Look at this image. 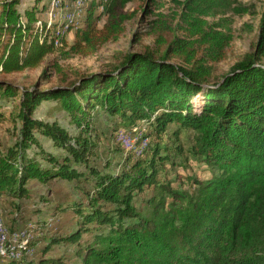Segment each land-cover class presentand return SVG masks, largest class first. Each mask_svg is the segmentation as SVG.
Listing matches in <instances>:
<instances>
[{
  "label": "trees",
  "instance_id": "1",
  "mask_svg": "<svg viewBox=\"0 0 264 264\" xmlns=\"http://www.w3.org/2000/svg\"><path fill=\"white\" fill-rule=\"evenodd\" d=\"M132 1L85 0L75 28L40 21L38 0L23 10L22 0H0V126L20 123L18 138L0 151V195L15 205L31 194L32 179L80 182L74 198L52 204L53 214L73 213L74 228L46 230L38 254L26 258V247V256L0 264H70L49 254L61 242L76 246V264H264V7L253 49L221 76L213 65L229 36L219 30L223 19L209 18L250 11L236 0H181L171 13L159 10V0H137L154 16L147 22L153 47L123 53L96 71L59 62L117 41L134 16L124 10ZM38 68L27 85L11 79ZM43 101L56 102L77 131L35 117ZM100 115L116 135H136L135 146L145 139L140 155L127 150L132 155L120 161L93 163ZM182 131L191 132L188 154L211 171L206 179L191 177V190L158 178L169 133L178 139ZM36 133L59 153L29 155L40 145ZM146 188L150 194L138 205Z\"/></svg>",
  "mask_w": 264,
  "mask_h": 264
},
{
  "label": "rangeland",
  "instance_id": "2",
  "mask_svg": "<svg viewBox=\"0 0 264 264\" xmlns=\"http://www.w3.org/2000/svg\"><path fill=\"white\" fill-rule=\"evenodd\" d=\"M35 1L36 0H22L20 9L23 10L24 8L30 7ZM69 1L67 2L69 3ZM88 1L89 2L87 4H89L92 0ZM179 1L181 0H159L161 5L159 10L163 13H171L178 10ZM236 1L237 4L245 5L246 8H248L247 10L250 11L241 14L228 11L225 14H219L215 17L209 18L212 22H217L219 19H223V26L219 27V30L229 36V42L224 47L223 58L213 65L214 74L217 76H221L226 73L230 67L243 56L244 53L253 49V44L258 33V23L260 14L264 7V0ZM52 2L53 0H38L36 15L40 21L45 20L47 15L52 23L58 22L57 20H59V17L53 16L52 12L48 10L49 4ZM69 4L74 5L75 1L71 0ZM139 4V1L133 0L124 8V10L129 13L133 12L134 16L126 22L125 31L117 41L105 44L94 55L87 57L73 56L67 59L60 58L59 62L81 71H96L104 69L107 63L114 62L117 57L123 53L129 51H140L144 45L153 47V39L149 34L147 22L152 20L154 16L152 14L142 13ZM80 11H82L80 12L81 16L83 10L80 9ZM81 19L79 22H81ZM140 19H142V22H139ZM104 21L105 18L100 20L99 26H102ZM74 31L75 30H72V32ZM134 33H137L136 37L134 36ZM68 34L65 36V40L66 42L69 40L70 43L73 40V36L69 35L68 39ZM59 46H62V44ZM51 58L52 56L50 55L46 61H49ZM39 72L40 68L13 75L11 76V79L16 83L27 85L36 79ZM34 116L42 120H57L71 133L77 131L75 126L69 123L66 113L58 107L56 102L43 101L37 107ZM19 124V121H17L15 128L13 127L12 122L7 120L0 126V151L4 150L18 138L17 126H19ZM96 124L92 138L97 143V147L90 156L93 163L102 166L105 161L112 160L113 162H116L126 158L128 155H132L130 153L131 151L125 150L126 148L124 147V144H119V139H117L120 138V134L123 136V134L126 133L120 132L116 135L115 131L110 128L111 124L109 125V122H105L102 115L98 117ZM174 128L175 126L173 124L169 125L168 131H172ZM133 131H137V128H133ZM190 133V131H182L178 136V139L169 133L170 135L168 137V141L165 142L166 147L162 149V154H167L168 159L161 164V172H159L158 178L163 181H170L171 185L178 190H191L193 188V185L190 182L191 177L206 179L211 176L210 169L202 162L197 160L195 161L186 150L189 146V140L186 137ZM139 134L140 133L137 134L138 137L140 136ZM135 136L136 135L130 136L134 142ZM36 137L38 138L41 146L33 144L31 148L27 150L29 155L33 156L34 152H39L40 149L53 152L54 154L59 153V150L53 146L52 141L48 137L40 133H36ZM134 153L137 154V152ZM36 157L39 158L38 155ZM79 185L80 182L77 180L62 181L55 179L50 180L47 184L35 182L30 185L33 190L28 197H24L21 200L15 199V202H17L18 205L9 204L10 199L8 198L3 199L0 202V220L6 234L5 242L11 240L13 232L21 231L29 238V242H25L23 240H19L20 242L11 240V247H21L19 250H22L23 252L26 247H30L32 250L31 253H28L32 255V252H37L36 254H38L44 244V242L40 239L46 230H50V232L58 230L63 233L74 228L75 218L73 213L71 211H66L61 214H53L52 204L59 198H74L79 193V189L77 188ZM150 190L151 189L146 188L138 195V205L140 204L141 199L148 197ZM29 226L34 227L33 230H31L32 227ZM40 227H43V229ZM84 239H86V237H84L83 240ZM75 249V245L61 242L55 244L49 254H62L70 264H76L78 263V258L74 255ZM30 254L29 256L24 255L26 258H30ZM0 261L4 262L2 259H0Z\"/></svg>",
  "mask_w": 264,
  "mask_h": 264
},
{
  "label": "bare ground",
  "instance_id": "3",
  "mask_svg": "<svg viewBox=\"0 0 264 264\" xmlns=\"http://www.w3.org/2000/svg\"><path fill=\"white\" fill-rule=\"evenodd\" d=\"M69 0H53L52 3H48L49 4V11L52 12L53 16H58L59 20L66 25H73L76 26L79 23V20L82 18V16L84 15V7L86 5L85 0H73L75 1L74 5H71L67 2ZM72 3V2H71ZM47 4V5H48ZM74 7V8H73ZM80 9L83 10L82 15L80 16ZM55 18V17H54ZM119 141L121 143L124 144V147L126 148V150H132L134 152H137L138 155H140L141 151L143 149H145V145H146V140H143V143L141 145L135 146V142L132 141V138H130V136H128L127 134H123V136H120V138H118ZM138 139V138H137ZM122 144V145H123ZM137 145V144H136ZM136 154V155H137ZM32 227V226H29ZM23 228V227H22ZM34 227H32L31 230H33ZM22 230V229H21ZM21 234L20 237L18 239H13L14 241H25V242H29V238L25 236L24 233L20 232H13L12 236L15 234ZM6 239V234L4 232L3 229V224L0 220V259L2 260H6V261H13V260H19L22 257V253L21 250H19L20 248H12L11 245L8 242H5ZM19 241V242H20ZM18 249V250H17ZM30 247L29 249L27 248V251L25 252V254H27L28 252L31 253ZM28 253V254H30Z\"/></svg>",
  "mask_w": 264,
  "mask_h": 264
},
{
  "label": "crops",
  "instance_id": "4",
  "mask_svg": "<svg viewBox=\"0 0 264 264\" xmlns=\"http://www.w3.org/2000/svg\"><path fill=\"white\" fill-rule=\"evenodd\" d=\"M45 20L51 22V20L48 18L47 15H46ZM70 32H71V33H70ZM70 32H69V34H68V36H67L68 39H69V35H71V36L74 37V32H72V31H70ZM72 39H73V38H72ZM68 42H69V40H68ZM52 180H55V179H52ZM59 180H62V181H69V180H65V179H59ZM35 182H39V181H38L37 179H32V180H30L29 183H28V188L30 189L31 193H32L33 188H31L30 185L33 184V183H35ZM42 184H43V183H42ZM5 198H6V197H5L4 195H0V202H1L3 199H5Z\"/></svg>",
  "mask_w": 264,
  "mask_h": 264
},
{
  "label": "built area",
  "instance_id": "5",
  "mask_svg": "<svg viewBox=\"0 0 264 264\" xmlns=\"http://www.w3.org/2000/svg\"><path fill=\"white\" fill-rule=\"evenodd\" d=\"M120 136H121V134H120ZM20 235H21V234H18V233L15 234V235H13V236L11 237V240H13V239H18V238L20 237ZM11 240H10V241H11ZM10 241H9V244H10Z\"/></svg>",
  "mask_w": 264,
  "mask_h": 264
}]
</instances>
